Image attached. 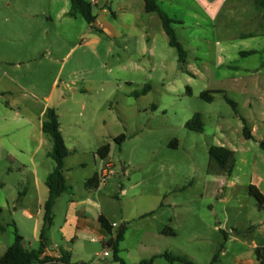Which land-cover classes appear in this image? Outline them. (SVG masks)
<instances>
[{
  "label": "rangeland",
  "instance_id": "374dc122",
  "mask_svg": "<svg viewBox=\"0 0 264 264\" xmlns=\"http://www.w3.org/2000/svg\"><path fill=\"white\" fill-rule=\"evenodd\" d=\"M105 1L93 5L94 13L102 7L123 18L124 6L143 4L112 0L106 7ZM160 5L179 23L173 28L188 53L185 66L159 19H144L149 37L142 24L121 29L125 38L139 39L140 54L130 56L121 40L113 44L80 14L69 16L70 0H0L2 220L8 221L26 191L25 202H35L36 173L47 190L44 181L55 162L48 157L53 144L42 123L54 108L70 151V184L100 173L98 150L111 146L115 175L98 196L116 230L128 227L130 243L143 230L141 217L155 212L154 226L169 227L175 235L149 241L154 251L193 264H211L215 257L214 264L255 260L256 247L264 246V209L249 187L254 177L264 181V2L220 0L203 8L193 0H160ZM151 48L153 57L145 51ZM250 51L257 53L241 55ZM146 85L151 90L136 97ZM203 92L213 101L202 99ZM196 114L203 133L187 128ZM243 119L255 138L244 137ZM121 135L119 146L114 139ZM224 145L235 152L234 172L212 175L210 149ZM90 250L103 253L105 247L95 243ZM151 251L130 248L129 261L148 260ZM94 260L105 264L101 257ZM107 261L115 262L112 255ZM154 264L184 263L158 258Z\"/></svg>",
  "mask_w": 264,
  "mask_h": 264
},
{
  "label": "crops",
  "instance_id": "0c3cea01",
  "mask_svg": "<svg viewBox=\"0 0 264 264\" xmlns=\"http://www.w3.org/2000/svg\"><path fill=\"white\" fill-rule=\"evenodd\" d=\"M91 1L89 2L91 3ZM193 1L197 4V6L199 5L204 8L220 0ZM133 2L136 3V0H133ZM110 3L112 7V0H106L104 6L108 7L110 6ZM93 5L99 6L98 0H96V3H93L92 6ZM111 7L109 8L111 9ZM123 8L124 9L121 11L123 18H121L116 11L108 10L106 8L103 9L102 7H99V12L97 14L94 13L93 10V13L95 15V22L92 27L100 32H104L109 35L113 40V44H116L118 40H121L123 48L127 52V54L130 56H135L140 54L139 39L137 37L125 38L122 34L121 29H135L137 26H140V24H142L143 29L146 32L145 36L149 37V27L145 26L144 19L153 21H155V19H159L161 23L162 20L157 14H147L145 12L144 1L142 6L138 4L137 8H134V5H126ZM110 16L113 17L114 20H112ZM95 41L98 42L99 40ZM145 51L149 52L151 57L154 56L153 48L149 50L146 49ZM251 133L252 136L255 138L256 133H254V130L253 132L251 131ZM226 147L231 149L229 146ZM67 158L65 159L64 170L69 190L57 200L56 205L54 207L53 225L47 232V247L45 249L43 257H59L61 256V252L64 251L70 254L72 264H100L99 262H96L94 260V256L101 257V259L104 260L105 264H120L115 260L114 263H110L107 261V258L109 257L106 258L103 256L104 252L106 250H109L110 255H112V257L114 258L113 250L108 248V243L115 238L117 232L116 226L118 225L115 220L110 215H108L103 209L102 201L100 200V196H98L100 186L97 190H89L86 186V181L92 178L94 175H98L99 172L95 171L90 175H86L81 185L78 184V186H76L70 184L68 182L70 171L66 168ZM51 173L52 171H48L47 178ZM35 176L36 203L34 201L25 202L28 196V191H26L23 197L20 195L19 203L14 205L13 211L8 212V218L11 220L10 222L15 223L18 233L24 238L25 247L30 250L40 249L41 241L39 235L40 229L43 224V207L49 197L48 188L47 190H43L41 188V183L37 180V173ZM47 178L44 181V185H46ZM251 186H255L264 195V181L261 178L254 177ZM123 192L126 191L124 190ZM4 214L5 212L3 210V216ZM151 214L153 215L150 216L149 214H145L141 217L143 222L145 221V223L148 222L150 224L144 223V225L142 226L143 230L138 236L136 244H132L129 242L127 230L125 240L120 245V257L127 264H137L143 261H129L131 260L129 256L130 248H145L150 251L152 250L150 252L152 258L155 255L163 253L161 251H154L153 245L150 244L149 241L152 242L154 239L157 238L173 236L165 235L162 233V231L166 228L164 227V225L155 227L153 222H151L156 217L155 212H152ZM121 215H124L123 211L121 212ZM102 216L113 226L111 233L103 228L100 222V218ZM8 221L2 220V223L4 225H8L10 224ZM124 221L125 220H123V222ZM56 235H58V238L56 237ZM13 242L14 232L13 235L8 236V229H6L5 232L0 231V262L2 257L8 251ZM95 243H101L105 247V251L103 253L95 252L93 254L90 249ZM257 248H264V246L256 247V249ZM241 264L259 263L257 259L254 260L253 258H248L246 260H243Z\"/></svg>",
  "mask_w": 264,
  "mask_h": 264
},
{
  "label": "trees",
  "instance_id": "16d2710c",
  "mask_svg": "<svg viewBox=\"0 0 264 264\" xmlns=\"http://www.w3.org/2000/svg\"><path fill=\"white\" fill-rule=\"evenodd\" d=\"M71 10L69 15L75 17L80 14L85 21L93 26L95 22V15L93 13V6L87 0H70ZM145 2V12L147 14H157L162 20L163 29L169 38V45L176 49L179 54V63L182 66L187 64L188 53L184 46L178 40L177 34L173 25L179 24L177 21L171 19L166 12L161 8L159 0H143ZM264 2V0H263ZM256 51L242 52L243 56H251L256 54ZM151 90L150 85H146L143 92L136 94V97L144 96ZM200 97L207 102H212L214 97L209 92L201 93ZM227 101L234 107L237 111V104L231 99L226 98ZM244 130L243 134L247 140H251L252 136L251 130L247 125L246 120L243 119ZM189 130L203 133L204 123L202 121L201 114H196L187 124ZM42 131L46 137L52 142L53 147L48 156L55 162V168L52 173L48 176L46 180V186L49 190V197L46 200L43 210V224L40 229V241L41 246L38 250H30L25 247L24 238L18 233L17 227L14 222L3 225V209L0 207V231L5 232L8 227L13 228L14 232V242L2 257L0 264H72L70 254L62 251L61 256L51 257L45 256L44 252L47 247V232L53 225L54 220V207L57 200L65 194L69 187L67 185L65 177V159L69 156V149L65 143L64 137L61 132V125L59 122V115L54 108H48L45 113V120L42 123ZM125 140V136L121 135L114 139L117 145H121ZM260 146L264 150V141H261ZM111 151V146L106 144L98 150V155L102 160H106L109 157ZM210 174L215 176H231L234 172L236 166V156L235 152L226 146H214L210 149ZM86 186L90 190H97L100 186L99 176L96 174L92 178L86 181ZM250 195L253 196L258 202L259 210L264 208V195L255 187H249ZM100 222L105 230L112 232L113 226L102 216ZM128 227L126 225L121 226L117 232L114 239L108 243V248L113 250L114 260L120 264H127L120 257V245L125 240V235L127 233ZM165 235H175L171 228L166 227L163 231ZM256 259L259 264H264V248H257L255 250ZM158 258H164L170 263H184L193 264L188 261L183 256H175L168 252L163 254L155 255L154 257L143 260L137 264H154V261ZM217 257L214 258L211 264H214Z\"/></svg>",
  "mask_w": 264,
  "mask_h": 264
},
{
  "label": "built area",
  "instance_id": "2783aa9c",
  "mask_svg": "<svg viewBox=\"0 0 264 264\" xmlns=\"http://www.w3.org/2000/svg\"><path fill=\"white\" fill-rule=\"evenodd\" d=\"M91 3L92 4L96 3V0H92ZM103 162L104 165L102 166L100 173H98L100 186L105 185L106 182L110 180L112 176L115 175V166L113 165V163L108 159L103 160ZM103 256L109 257L110 256L109 250H106Z\"/></svg>",
  "mask_w": 264,
  "mask_h": 264
}]
</instances>
